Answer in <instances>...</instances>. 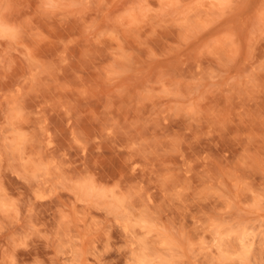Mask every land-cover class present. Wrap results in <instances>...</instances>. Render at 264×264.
Here are the masks:
<instances>
[{
  "label": "rangeland",
  "instance_id": "374dc122",
  "mask_svg": "<svg viewBox=\"0 0 264 264\" xmlns=\"http://www.w3.org/2000/svg\"><path fill=\"white\" fill-rule=\"evenodd\" d=\"M0 264H264V0H0Z\"/></svg>",
  "mask_w": 264,
  "mask_h": 264
}]
</instances>
